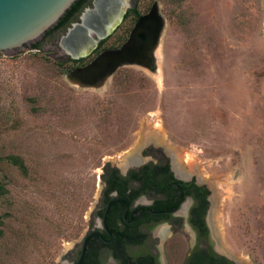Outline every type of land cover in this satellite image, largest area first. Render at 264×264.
Masks as SVG:
<instances>
[{
	"label": "rangeland",
	"instance_id": "rangeland-1",
	"mask_svg": "<svg viewBox=\"0 0 264 264\" xmlns=\"http://www.w3.org/2000/svg\"><path fill=\"white\" fill-rule=\"evenodd\" d=\"M125 1L142 14L157 4L165 19L156 73L122 65L94 85L75 77L122 47L134 18L81 63L64 48L68 30L0 52V264H72L102 228L104 167L126 175L159 162L210 191L221 256L264 264V0ZM192 206L151 228L162 264H187Z\"/></svg>",
	"mask_w": 264,
	"mask_h": 264
},
{
	"label": "trees",
	"instance_id": "trees-1",
	"mask_svg": "<svg viewBox=\"0 0 264 264\" xmlns=\"http://www.w3.org/2000/svg\"><path fill=\"white\" fill-rule=\"evenodd\" d=\"M92 0H77L64 14L58 23L50 28L43 39L62 32L69 27L79 15L91 4ZM137 16H140L138 14ZM35 49L40 44H34ZM84 60H71L81 63ZM24 169L21 163L15 162ZM102 176L105 185L102 195V208L100 217L103 218L107 211L106 225L112 235L115 236L114 254L122 259L129 260L127 247L130 245H142L146 243L147 235L141 232L143 227L152 224L170 222L173 214L188 199L193 200L190 214V224L199 236V244L191 253L187 264H235L223 256L213 252L208 246L203 247V238L208 237V229L205 216L209 209L210 191L205 186L193 181L178 179L171 171L168 163H150L138 169L131 170L127 176H123L118 168L104 167ZM153 197V203L148 206L134 207V202L141 196ZM111 234L106 233L104 239L94 235L87 240L84 256L79 264H101L100 250L107 246L105 240L111 239ZM142 264H155L152 258L143 260Z\"/></svg>",
	"mask_w": 264,
	"mask_h": 264
},
{
	"label": "water",
	"instance_id": "water-1",
	"mask_svg": "<svg viewBox=\"0 0 264 264\" xmlns=\"http://www.w3.org/2000/svg\"><path fill=\"white\" fill-rule=\"evenodd\" d=\"M76 1L0 0V52H12L40 39L58 23ZM118 3H120V7L117 10L121 11V20H123L130 4L124 0H120ZM109 5V0H94V8L92 10L87 8L81 16V23L73 24L68 30L67 36L63 39V45H66L65 50L68 51L69 49L68 52L72 59L78 60L87 57L98 46L99 42L107 38L118 26L116 25L107 30L106 26L102 25L101 33L94 34L97 36V40H92V35L89 34L90 29L97 30V27L93 26L94 22L90 23L89 28L84 24L85 20L89 18L92 21L99 18ZM164 28L165 19L160 14L158 5L155 4L147 14L137 20L129 40L122 47L116 50L104 51L89 65L78 69L75 72V77L88 85H94L105 80L122 65H140L156 73L158 71V57L155 54L159 50ZM80 33H83L87 40L90 39L94 42V47L91 48L88 54H82L80 45L75 47L67 45L68 43L71 44V41L76 39ZM138 166L140 167L141 164H138ZM174 172L178 179L187 181V179L178 176L176 171ZM101 224L102 226L105 224V219L102 220ZM210 228L215 241H217L213 228L211 226ZM94 233L96 232H91L84 237L79 263L84 256L87 240ZM216 252L220 254L217 250ZM226 258L236 262L229 255Z\"/></svg>",
	"mask_w": 264,
	"mask_h": 264
},
{
	"label": "flooded vegetation",
	"instance_id": "flooded-vegetation-1",
	"mask_svg": "<svg viewBox=\"0 0 264 264\" xmlns=\"http://www.w3.org/2000/svg\"><path fill=\"white\" fill-rule=\"evenodd\" d=\"M93 2H94V0H92L91 1V4L90 5H87V7L88 6H92V4H93ZM120 3H118V4H116L115 5V9H116V11H118L117 9H118V7H120V5H119ZM130 4V3H129ZM87 7L83 10V12L79 15V13L76 15V18H75V20L69 25V27L67 28V29H65L64 31H66V30H69L71 27H72V25L73 24H79V23H81V16H82V14L84 13V11L87 9ZM107 7V6H106ZM111 13H112V11H110V8L109 7H107L106 8V10L105 11H103L102 12V15L99 17V18H96L95 20H96V23L97 24H100L101 26L102 25H104V26H106V28L107 27H109V23L112 21L111 19H110V15H111ZM138 14H140V16H137ZM145 14H147V13H144V14H142V13H140L139 12V9L136 7V6H134V7H132V5L130 4V7L127 9V12H126V14H125V16H124V18H123V20H121V22L118 24V26L115 28V30L123 23V22H126V21H128L129 19H131V18H134L133 20V26H132V29L130 30V32H129V37H130V34H131V32H132V30L134 29V27H135V25H136V23H137V20L141 17V16H143V15H145ZM80 21V22H79ZM106 21H108L107 23H106ZM105 24H107V25H105ZM114 30V31H115ZM64 31H62V32H64ZM113 31V32H114ZM68 32V31H67ZM112 32V33H113ZM111 33V34H112ZM129 37H128V40H129ZM104 40H106V38L104 39ZM104 40H101L100 42H99V44H98V46L87 56V57H84V58H80V59H78V60H86V59H88V58H90V57H96L97 55H98V52L100 51V48L102 47V45H103V43H105L104 42ZM128 40H126V42L128 41ZM125 44V43H124ZM68 45V44H67ZM116 49H118V48H116ZM116 49H113V50H116ZM91 51V50H90ZM70 58L72 59V57L70 56ZM72 60H74V59H72ZM144 166V165H143ZM141 167V166H140ZM139 167V168H140ZM129 172L130 171H128V173L126 174V175H123V176H127L128 174H129ZM196 182V181H195ZM196 184H197V182H196ZM199 185V184H198ZM144 196H147V195H143V196H141V197H139L135 202H134V204H133V206L136 208V207H138V206H148V205H138L137 204V201L140 199V198H142V197H144ZM193 201V200H192ZM153 203V202H152ZM151 205V204H150ZM183 205V204H182ZM181 205V206H182ZM181 208V207H180ZM180 208H179V210H180ZM178 211V210H177ZM176 211V212H177ZM190 214H191V211H190ZM106 217H107V211H106V213H105V215L103 216V218L102 217H100L101 218V220H104L105 219V224L102 226V228H98L97 230H94V231H92V232H96V233H94L92 236H94V235H96V236H98V237H100V239H104V237H105V235H106V233H109V234H111L110 233V231L108 230V228H107V225H106ZM162 223H165V222H162ZM205 223H206V227H207V229H208V237L207 238H203V242H201V244H202V246L203 247H205V248H207L208 246H210L211 248H212V250H213V252H215V254H217V255H219V256H221L220 254H218L217 252H216V249H215V246H214V242H215V239H214V237H213V235H212V231H211V228H210V226H209V224H208V222H207V219H206V216H205ZM160 224V223H159ZM155 225H158V224H155ZM154 224H152L151 225V228L153 227V226H155ZM190 226H191V224H190ZM151 228L150 227H143L142 229H141V232L143 233V234H146L147 235V240H146V243H144V244H142V245H130V246H128L127 247V254H128V259L129 260H127V261H125V260H122V259H120V258H118L115 254H114V252H115V250L112 248V246L114 245V241H115V236L114 235H112L111 234V239H109V240H105V242L107 243L106 245L107 246H104L101 250H100V258H101V264H142L143 263V260L144 259H147V258H152L153 260H154V262H155V264H162V260H161V258L159 257V255L158 254H154V253H152L150 250H149V248H148V239H149V232H150V230H151ZM191 228L193 229V231L195 232V234H196V237H197V244H196V246L199 244V236H198V233L196 232V230L191 226ZM91 237V236H90ZM89 237V238H90ZM88 238V239H89ZM196 246L194 247V249L196 248ZM143 249L144 248V250H142V251H134V250H139V249ZM194 249H193V251H194ZM131 250H133L134 251V253H131L130 251ZM192 251V252H193ZM81 252H82V250H81ZM191 252V253H192ZM191 255V254H190ZM189 255V256H190ZM80 256H81V253H80ZM80 256H79V253H78V257H77V259L72 263V264H79V259H80ZM226 258V257H225ZM229 260V259H228ZM231 262H233V261H231Z\"/></svg>",
	"mask_w": 264,
	"mask_h": 264
},
{
	"label": "bare ground",
	"instance_id": "bare-ground-1",
	"mask_svg": "<svg viewBox=\"0 0 264 264\" xmlns=\"http://www.w3.org/2000/svg\"><path fill=\"white\" fill-rule=\"evenodd\" d=\"M118 1H120V0H109L110 5L108 7L110 8V11H112V13L110 15V19L112 21L109 23V27H107V30L112 29L113 27H115L116 25H118L120 23V21H121V14H120L121 11L119 12V11H116V9H115V5L118 4ZM92 22H94L93 26H96L97 27V30L90 29V33L89 34H91V35L100 34L101 33V30H102L101 29V25L100 24H97L96 23V20L93 19V21H92L89 18V19L85 20L84 24H85V26L88 27V26H90V23H92ZM68 45H70L71 47L72 46L75 47L77 45H80L81 46L82 54L84 55V54H88L90 52L91 48L94 47V42L91 41L90 39L87 40L86 39V36L83 33H80V35H78L76 39H74L73 41H71V44L68 43ZM68 51H69V49H68ZM147 135H146V138L145 139H147V138L150 139L149 137L152 136L153 134H147ZM158 135H159V133L156 132V135H153V136H157L158 137ZM182 172H183L182 174H189V173H187L185 171H182Z\"/></svg>",
	"mask_w": 264,
	"mask_h": 264
}]
</instances>
